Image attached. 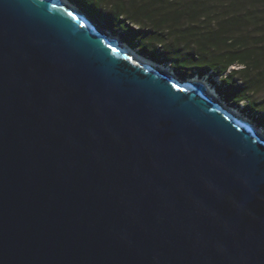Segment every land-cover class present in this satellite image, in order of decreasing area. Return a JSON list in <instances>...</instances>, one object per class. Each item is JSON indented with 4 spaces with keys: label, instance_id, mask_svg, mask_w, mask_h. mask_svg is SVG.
I'll list each match as a JSON object with an SVG mask.
<instances>
[{
    "label": "water",
    "instance_id": "obj_1",
    "mask_svg": "<svg viewBox=\"0 0 264 264\" xmlns=\"http://www.w3.org/2000/svg\"><path fill=\"white\" fill-rule=\"evenodd\" d=\"M92 23L0 0V264H264V136Z\"/></svg>",
    "mask_w": 264,
    "mask_h": 264
},
{
    "label": "trees",
    "instance_id": "obj_2",
    "mask_svg": "<svg viewBox=\"0 0 264 264\" xmlns=\"http://www.w3.org/2000/svg\"><path fill=\"white\" fill-rule=\"evenodd\" d=\"M68 1L181 80L207 76L225 104H243L264 128V0Z\"/></svg>",
    "mask_w": 264,
    "mask_h": 264
},
{
    "label": "bare ground",
    "instance_id": "obj_3",
    "mask_svg": "<svg viewBox=\"0 0 264 264\" xmlns=\"http://www.w3.org/2000/svg\"><path fill=\"white\" fill-rule=\"evenodd\" d=\"M61 2H63L64 4H66L67 6H69L72 10H74L75 12H77L79 15L84 16L87 20H89V22H93L90 18H88L86 15H84L78 8H76L71 2H69L68 0H60ZM94 24V22L92 23ZM95 25V24H94ZM96 28H98L95 25ZM102 33L107 34V36L113 40H116L117 42H119L120 44H122V46H124V48H127L128 52L137 60H141L143 62H145L146 64L152 66L153 68H156L159 72H161L162 74L171 76L174 80H178L177 76L175 73H172L171 71H168L170 69H165L162 65H159L157 63H155L154 61L140 55L136 50H133L132 48H130L128 45L124 44L123 42L120 41V39L118 37H115L114 35H111L109 32L103 30V29H99ZM188 82L190 84H198L200 85L205 93L207 94V96H209L212 100L216 101L217 103H219L220 106L224 107L225 110H227L230 114H232V116H234L235 118H237L238 120H240L241 122L245 123V124H251V122H249L248 119H246L245 117H242L236 110H234L233 108H230V106H228L227 104H225L224 102L220 101L218 99L217 94L215 93V91L212 90L211 86L209 85V83L207 82V76L199 79L197 77L195 78H190L188 80ZM219 100V101H218ZM252 128L254 130H256L257 133L261 134L264 136V132L262 129L260 128H256L255 126H252Z\"/></svg>",
    "mask_w": 264,
    "mask_h": 264
},
{
    "label": "rangeland",
    "instance_id": "obj_4",
    "mask_svg": "<svg viewBox=\"0 0 264 264\" xmlns=\"http://www.w3.org/2000/svg\"><path fill=\"white\" fill-rule=\"evenodd\" d=\"M96 26H98L97 24H96ZM99 27V26H98ZM100 28V27H99ZM104 30V29H103ZM106 31V30H105ZM108 32V31H107ZM112 35H114L115 37H118L117 35H115V34H112ZM119 39H120V37H118ZM163 66V65H162ZM170 66V64H164V68L165 69H170L171 67H169ZM168 71H171L172 73H174L173 72V70H168ZM195 78V77H194ZM189 80V79H188ZM219 81H220V78H217V79H215V83L217 84V85H220V83H219ZM207 82H208V77H207ZM209 83V82H208ZM210 85V84H209ZM211 86V88H212V90L213 89H215L216 90V88L215 87H213L212 85H210ZM214 91V90H213ZM216 93V92H215ZM217 94V93H216ZM257 98L258 99H264V93H262V94H260V95H258L257 96ZM218 99L220 100V101H222V102H225L219 95H218ZM218 100V101H219ZM227 104V103H226ZM228 105V104H227ZM228 106H230V108H233L234 110H236L242 117H245L246 119H248L249 120V122H251V125L252 126H255L256 128H261L262 130H263V132H264V128H262V127H260V125L257 123V120H258V114H252V112H249V111H247V110H245V107H244V105L243 104H240L239 105V107H234V106H231V105H228Z\"/></svg>",
    "mask_w": 264,
    "mask_h": 264
},
{
    "label": "built area",
    "instance_id": "obj_5",
    "mask_svg": "<svg viewBox=\"0 0 264 264\" xmlns=\"http://www.w3.org/2000/svg\"><path fill=\"white\" fill-rule=\"evenodd\" d=\"M170 67V66H169Z\"/></svg>",
    "mask_w": 264,
    "mask_h": 264
}]
</instances>
